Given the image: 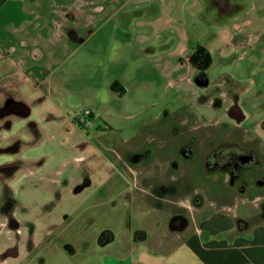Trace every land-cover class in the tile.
<instances>
[{
  "label": "crops",
  "instance_id": "0c3cea01",
  "mask_svg": "<svg viewBox=\"0 0 264 264\" xmlns=\"http://www.w3.org/2000/svg\"><path fill=\"white\" fill-rule=\"evenodd\" d=\"M198 46L213 58L206 81L199 80V70L189 61ZM217 69L235 82L228 87L221 82L224 99L217 98V84L211 82ZM177 104L196 106L198 115L206 106L219 105L230 116L236 106L243 121L253 123L250 127L264 122V0H0V138L10 141L0 145V155H23L37 167L38 181L61 185L60 154H74L86 145L92 149V139L123 133L141 120L177 110ZM87 108L90 126L85 127L77 119ZM10 162L0 160L6 169L2 181H11L17 172L7 170L23 164ZM75 171L66 182L72 193L91 186L106 193L119 192L115 189L125 183L134 187L125 170L121 182L96 179L89 172L80 179ZM143 186H138L134 212L158 210L146 195L148 186L142 194ZM119 195L112 194L113 199ZM262 201L238 196L231 211L196 210L192 219L182 214L186 223L181 228L168 217L167 231L182 240L195 264H264ZM110 202L108 196L85 207L72 201L67 209L72 215L87 212L85 218L93 215L104 225L76 237L62 231L65 240L58 250L91 254L98 258L93 264H166L168 251L142 242L149 236L146 228L126 232L116 226L125 218V207ZM105 204L101 212L89 214ZM65 212L56 205L41 210L54 219L47 228L63 226ZM252 218L258 221L248 226ZM191 220L196 223L191 233L174 235ZM103 229L109 235L104 241L99 239ZM16 254L8 243L0 244V264H10Z\"/></svg>",
  "mask_w": 264,
  "mask_h": 264
},
{
  "label": "rangeland",
  "instance_id": "374dc122",
  "mask_svg": "<svg viewBox=\"0 0 264 264\" xmlns=\"http://www.w3.org/2000/svg\"><path fill=\"white\" fill-rule=\"evenodd\" d=\"M211 77V82L217 84V98L224 99L218 91L222 87L221 82L228 87L235 83L234 80L218 69L211 73ZM241 82L246 84L247 78L244 77ZM237 83L240 84V81ZM175 106L177 110H165L157 118L141 120L123 133H115L100 140L92 139V149L86 145L76 148L74 154H60L56 165L61 166L63 171L58 175L62 179L58 186L51 185V181H38L37 167L30 165L23 155H0L3 161L23 162L21 166L14 165L7 170L17 172L11 181L0 180V244L6 242L17 252V256L11 257L10 264H93L98 258L91 254L74 255L73 250H67L64 255L57 247L60 245L62 249L65 240L60 235L62 231L65 236L76 237L77 232L88 231L92 234L104 225L103 220L93 215L85 218L87 212L83 216L72 215L67 210L69 204L73 201L79 207L90 206L107 196L111 199V206L125 207V218L116 225L120 230L128 232L130 228H146L149 236L142 242L168 251L165 252L168 259L166 264H195L196 257L183 246L182 240L172 238V233L167 231V218L171 214L184 212L192 219V214L198 213L196 210L213 211L227 207L231 211L238 196L264 199V180L260 179L264 176V122L250 127L253 123L247 125L237 111L232 112L231 108L236 106L229 109L230 116L223 114L219 105L212 109L206 106L199 115L195 113L197 107L194 105ZM7 143L0 138V145L5 146ZM26 145L27 142L21 151H27ZM242 147L251 148L256 153L253 160L256 163L252 162L253 167L244 170L242 175L252 182L247 181L241 190L230 184L227 168L217 169L214 156H218L219 150L218 154L221 155L228 148ZM41 160L48 159L43 156ZM62 160L66 163L59 162ZM3 168L0 167V174H6ZM73 168L80 179L83 173L89 172L96 179L113 177L118 178V182L123 181L125 170L127 178L133 180L134 187L128 188L125 183L115 189L119 192L106 193L105 188L97 191L95 186H91L85 189V193H72L74 188L67 186L66 182L69 172L75 170ZM134 181L138 186L145 185L142 194L148 186L146 189L150 191L146 195H150L153 203L156 201L154 205L158 210L134 212V203L139 201L137 190H141ZM117 193L120 195L113 199L112 194ZM54 205L66 211L61 214V219L66 217L67 220L63 226L60 224L47 228V223L53 224L54 219L45 218L41 210ZM100 207L90 210L89 214L101 212L102 207L107 208V204ZM255 221L258 220L252 218L247 225ZM110 224L114 222L111 220ZM194 225L196 223L191 220L185 231L174 232V235L191 233Z\"/></svg>",
  "mask_w": 264,
  "mask_h": 264
},
{
  "label": "flooded vegetation",
  "instance_id": "af4514ba",
  "mask_svg": "<svg viewBox=\"0 0 264 264\" xmlns=\"http://www.w3.org/2000/svg\"><path fill=\"white\" fill-rule=\"evenodd\" d=\"M237 111L236 107H232V112ZM229 149V150H228ZM223 152V154L219 155L218 151L217 155L214 156V160H217V169L219 168H227L229 170V182L231 185H237L241 190L244 188L247 181H249V178H245L242 174L244 173V170L252 168L254 164V158L256 153L251 150V148H237V149H231L228 148ZM222 159V160H221ZM219 161V162H218ZM219 167V168H218ZM262 181L263 178H260ZM264 200V199H263ZM263 201L261 205H263ZM264 206V205H263ZM182 214H185L184 212H175L170 215L169 220L172 226L174 227H181L183 225L181 217ZM240 225V224H239ZM139 236V235H138ZM137 236V237H138ZM108 230L103 229L101 230L99 234V239L104 241L106 238H108Z\"/></svg>",
  "mask_w": 264,
  "mask_h": 264
},
{
  "label": "trees",
  "instance_id": "16d2710c",
  "mask_svg": "<svg viewBox=\"0 0 264 264\" xmlns=\"http://www.w3.org/2000/svg\"><path fill=\"white\" fill-rule=\"evenodd\" d=\"M190 63L199 70L198 78L206 81L205 70L212 64L213 58L211 53L204 47L198 46L189 58Z\"/></svg>",
  "mask_w": 264,
  "mask_h": 264
},
{
  "label": "built area",
  "instance_id": "2783aa9c",
  "mask_svg": "<svg viewBox=\"0 0 264 264\" xmlns=\"http://www.w3.org/2000/svg\"><path fill=\"white\" fill-rule=\"evenodd\" d=\"M90 115L91 110L89 108L85 109L84 112L78 117L77 122L85 127L90 126Z\"/></svg>",
  "mask_w": 264,
  "mask_h": 264
},
{
  "label": "water",
  "instance_id": "95a60500",
  "mask_svg": "<svg viewBox=\"0 0 264 264\" xmlns=\"http://www.w3.org/2000/svg\"><path fill=\"white\" fill-rule=\"evenodd\" d=\"M241 117H242V116H241ZM179 218L182 219V223H183V225H185V223H186V218H185L184 216H181V217H179ZM183 225H182L181 227H183ZM181 227H178V228H181Z\"/></svg>",
  "mask_w": 264,
  "mask_h": 264
}]
</instances>
